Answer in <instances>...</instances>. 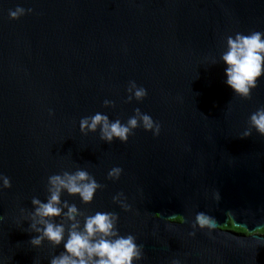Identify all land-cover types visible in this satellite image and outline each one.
I'll list each match as a JSON object with an SVG mask.
<instances>
[{"label":"water","instance_id":"1","mask_svg":"<svg viewBox=\"0 0 264 264\" xmlns=\"http://www.w3.org/2000/svg\"><path fill=\"white\" fill-rule=\"evenodd\" d=\"M17 6L32 12L10 19ZM251 31L264 32V0H0V173L12 185L0 193V264H49L62 250L33 248L19 210L46 202L50 175L77 168L105 187L90 204L62 199L118 213L120 233L144 245L141 264H264V135L240 138L264 106V78L241 99L220 61L228 35ZM133 80L148 94L127 103ZM136 108L159 136L139 127L108 144L80 131L83 117L126 122ZM119 192L132 211L113 203ZM201 211L216 220L211 237L188 235Z\"/></svg>","mask_w":264,"mask_h":264},{"label":"clouds","instance_id":"2","mask_svg":"<svg viewBox=\"0 0 264 264\" xmlns=\"http://www.w3.org/2000/svg\"><path fill=\"white\" fill-rule=\"evenodd\" d=\"M31 13L17 6L9 10L10 19H19ZM220 61L225 65V83L233 93L241 99H251L252 90L258 86V81L264 78V32L251 31L248 34L237 32L226 37V50L220 55ZM212 64H216L213 58ZM127 103L143 101L147 96V89L129 81L126 89ZM104 107H115V102L105 99ZM49 115L54 112L50 109ZM81 133H95L99 130L100 140L112 144L114 140L127 143L129 137L134 135L137 128L152 132L159 136L161 124L154 121L151 115L142 113L139 108L134 110V115L126 122L121 119L110 120L107 114L97 112L92 116L83 117L79 123ZM253 131L264 135V106L259 107L250 114L247 128L240 134L244 139L252 135ZM123 169L119 166L112 167L107 178L112 181L120 179ZM11 180L0 173V193L11 188ZM105 185L97 182L95 177L87 170L77 168L74 172L63 171L48 177L46 202L33 197L31 205L33 210L27 211L20 208V217L29 221L27 231L36 233L30 240L33 248L41 247L47 241L53 248L61 245L62 250L49 259V264H141L144 260V245L137 243V237L131 233L121 234L117 225L118 213L111 211H95L86 213L80 210L75 203H70L62 196H78L81 203L90 204L98 190H103ZM142 191V190H141ZM217 199L219 196L217 194ZM113 203L125 211H132V205L124 192H119L112 197ZM5 220L0 216V223ZM217 226L213 216L201 211L195 215L191 227L194 231L188 233L195 236V229H207L211 237L212 230ZM155 235V233H153ZM33 264H41L38 257ZM170 264H182L179 258H172Z\"/></svg>","mask_w":264,"mask_h":264},{"label":"trees","instance_id":"3","mask_svg":"<svg viewBox=\"0 0 264 264\" xmlns=\"http://www.w3.org/2000/svg\"><path fill=\"white\" fill-rule=\"evenodd\" d=\"M225 228L231 229V230L236 231V232H239V233L246 232L245 229H243L241 227L234 226L231 221L228 223V225ZM259 232L262 233V234H264V228L260 229Z\"/></svg>","mask_w":264,"mask_h":264},{"label":"rangeland","instance_id":"4","mask_svg":"<svg viewBox=\"0 0 264 264\" xmlns=\"http://www.w3.org/2000/svg\"><path fill=\"white\" fill-rule=\"evenodd\" d=\"M244 233H247V231L246 232H244ZM256 233H257V231H256ZM260 233V232H259ZM260 234H262V233H260ZM264 235V234H263Z\"/></svg>","mask_w":264,"mask_h":264}]
</instances>
